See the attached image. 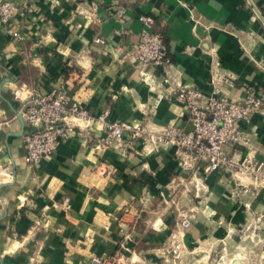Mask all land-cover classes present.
<instances>
[{"label": "crops", "instance_id": "1", "mask_svg": "<svg viewBox=\"0 0 264 264\" xmlns=\"http://www.w3.org/2000/svg\"><path fill=\"white\" fill-rule=\"evenodd\" d=\"M5 2L17 8L11 23L23 39L13 40L0 23V116L8 122L0 129V264H93V257L114 260L109 264H218L229 229L255 213L264 216V196L235 198L230 174L195 178L180 167L161 137L169 126L191 125L167 92L185 86L209 94L217 68L234 81L221 96L264 99V0ZM123 2L129 7L118 19L113 7ZM140 15L155 20L171 66L154 71L122 58L140 42ZM96 36L107 44L95 43ZM22 84L64 89L92 114L107 110L112 123L143 133L125 132L126 156L114 149L98 154L75 136L30 166L13 95ZM239 126L264 161V112ZM101 163L116 169L112 180L95 173ZM188 216L193 224L185 230ZM180 240L183 248L171 254V243ZM238 246L228 240L226 259Z\"/></svg>", "mask_w": 264, "mask_h": 264}, {"label": "built area", "instance_id": "2", "mask_svg": "<svg viewBox=\"0 0 264 264\" xmlns=\"http://www.w3.org/2000/svg\"><path fill=\"white\" fill-rule=\"evenodd\" d=\"M128 7L126 2L114 6L115 16L123 19ZM16 12L17 8L13 3H0V23L13 40H22V35L12 28L11 22ZM94 17L99 19V14L95 12ZM139 20L144 26L140 42L133 50L124 53L122 58L134 60L154 71L171 66L168 46L164 35L155 29V20L149 15H140ZM94 41L99 45L107 44L100 36H96ZM143 76L144 81H150L148 74L144 73ZM233 82L232 76L214 68L210 71L212 90L209 94L185 86L170 88L168 97L184 108L191 129L169 126L161 140L165 146L175 149L180 167L191 172L193 177L208 179L217 171L226 172L230 174V183L233 184V197L239 199L246 194L264 196V161L258 159L251 137L239 126L241 121L264 112V99L252 94L237 102L228 96H221V87L224 84L233 86ZM13 95L14 100L21 104L26 127L25 160L30 166H39L44 160L50 159L62 144L75 136L98 154L114 149L126 156L125 132L137 130L135 136L143 133L140 128L128 124L112 123L107 110L98 115L92 114L76 95L64 89L42 92L22 84L13 89ZM7 124L0 116V129ZM98 132L102 134L99 135ZM95 173L112 180L116 169L112 165L101 163ZM65 201L68 203L69 200ZM248 209L253 213L249 206ZM132 211V208L127 210L126 215ZM136 214L139 217L140 214ZM192 224V217H184L183 229H189ZM228 240L239 242L240 252L231 259H226L229 252ZM182 248L181 240L173 241L170 250L176 253ZM237 259L248 264H264L262 214L255 213L242 227L230 228L222 241L221 253L217 256L216 263L229 264ZM92 261L93 264H109L114 260L93 257Z\"/></svg>", "mask_w": 264, "mask_h": 264}, {"label": "water", "instance_id": "3", "mask_svg": "<svg viewBox=\"0 0 264 264\" xmlns=\"http://www.w3.org/2000/svg\"><path fill=\"white\" fill-rule=\"evenodd\" d=\"M252 2V1H251ZM257 10V9H256ZM257 12L259 13V11L257 10ZM260 14V13H259ZM21 120L24 122V119H23V117H21ZM235 264H240V262L239 261H236L235 262Z\"/></svg>", "mask_w": 264, "mask_h": 264}, {"label": "rangeland", "instance_id": "4", "mask_svg": "<svg viewBox=\"0 0 264 264\" xmlns=\"http://www.w3.org/2000/svg\"><path fill=\"white\" fill-rule=\"evenodd\" d=\"M172 252H173V251H172V250H170V253H171V254H172Z\"/></svg>", "mask_w": 264, "mask_h": 264}]
</instances>
